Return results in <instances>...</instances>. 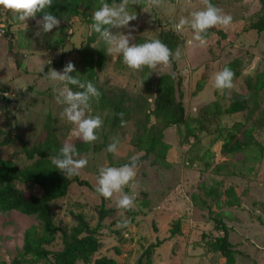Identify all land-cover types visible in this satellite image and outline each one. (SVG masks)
Returning a JSON list of instances; mask_svg holds the SVG:
<instances>
[{"label": "rangeland", "instance_id": "rangeland-1", "mask_svg": "<svg viewBox=\"0 0 264 264\" xmlns=\"http://www.w3.org/2000/svg\"><path fill=\"white\" fill-rule=\"evenodd\" d=\"M142 1L146 2L145 7H140ZM212 2L232 16V23L225 29L213 27L214 31L204 37L203 42L194 41L190 29L180 35L181 47L175 59L182 76L183 104L191 129L181 126L165 131V140L173 145L168 155L174 162L165 166L152 165L150 160L141 161L136 167L134 181L122 193H114L112 198L105 200L95 191L98 168L119 167L129 163L130 157L143 154L131 142L137 130L136 120L142 117L140 110L143 107L148 111L153 108V88L159 75L176 74L170 63L167 66L158 65L150 70L146 83L142 80L143 68L130 69L119 56L107 54L106 65L99 72V82L108 89H126L135 109L134 118L124 127L114 129L111 126L112 114L97 108L95 99L91 101V114L99 115L103 121L97 140L91 144L101 146V149L74 157L87 160L79 176L89 185L73 183L67 195L52 204L59 226L74 225L72 213H83L95 227L102 203L116 210L102 222L100 234L104 245L95 254L96 257H113L119 264H137L145 248L159 238L165 241L156 248L151 263L145 260L144 264H225L221 254L210 250L211 242L220 236L215 223V218H218L230 228V240L242 252L237 255L236 264H264V152L260 157V147H254L245 152L224 155L221 152L223 138H219L218 129L245 122L246 113L213 116L203 111L205 106L215 101L227 107L234 96L248 94L246 78L264 72V31L251 28V24L258 21L262 14L261 3L259 0ZM203 7L204 0H135L133 5L129 0L130 11L137 15L130 22L134 30L121 31H132L130 43H143L158 38L163 30L172 29L179 18L188 17L190 12ZM6 16L13 37L0 39V89L8 88L11 94L9 101L0 98V140L7 136L13 141L4 146L0 154L21 166L29 163L22 152L23 143L27 146L38 143L49 116L65 143L74 145L78 138L70 134L74 125L61 116L63 106L56 103L52 83L46 74L40 73L48 65L49 70L60 71L71 61L75 71L70 74L84 81L76 73L81 65L78 52H70L59 67L54 63L64 51L71 50L72 45L80 48L85 44L90 28L80 19H74L71 23L74 33L69 42L64 47L51 50L44 43V34L38 31L35 19L29 18L23 23L14 20L11 12L7 11ZM11 51L20 55L21 67H17ZM234 61L238 62L236 67L241 73L233 77V87L222 91L215 89V74ZM200 81L204 82L201 91L197 89ZM143 98H147L146 105ZM260 104L264 108V90L261 91ZM155 122L157 120L152 116L150 123ZM255 136L264 147V126L255 132ZM113 142L117 143V151L109 158L104 146ZM213 185L222 187L223 191L229 186L235 187L240 205H213L211 212L210 208H203L201 201L205 197L201 186L207 188ZM18 186L27 194L40 193L37 186L28 188L22 183ZM166 192L177 194L168 201V205H172L167 210L162 206ZM125 193L134 198V203L128 210L118 209L115 201ZM193 194H201L197 204L192 200ZM223 200H226L225 196ZM211 202L208 199V203ZM176 204L178 206L174 207ZM179 218L181 233L171 236L172 224ZM124 221H127L126 226L119 227L118 223ZM34 225H39L36 216L17 211L0 212V264L2 261L12 264L23 247L26 230ZM118 232L123 236L125 234L121 241ZM61 246L59 240L52 248L60 249ZM115 246L120 248V252L114 249ZM37 264L50 263L41 261Z\"/></svg>", "mask_w": 264, "mask_h": 264}, {"label": "trees", "instance_id": "trees-1", "mask_svg": "<svg viewBox=\"0 0 264 264\" xmlns=\"http://www.w3.org/2000/svg\"><path fill=\"white\" fill-rule=\"evenodd\" d=\"M259 1L262 14L258 21L251 24V28H256L262 32L264 31V0ZM107 2L112 3L113 0H107ZM120 2L122 0H115V3ZM100 3L101 0H54L49 11L60 18L61 23L57 29H52L49 33L44 34V43L51 50L64 47L74 33L72 21L78 18L90 28L92 13L100 6ZM145 5V1L140 2V7H145ZM41 15L42 13H38L37 17ZM5 17L7 23V16L5 15ZM214 29L208 30L204 37H208ZM217 32L219 31L217 30ZM5 37L10 39L13 37L11 24L7 26L5 36L1 39ZM158 39L170 49V64L176 74L163 73L159 75L153 88V108L148 111L145 110L146 107H143L140 110L142 117H138L136 120L137 130L131 140L137 150L143 153L139 156L137 166L145 160H150L152 165L169 166L167 156L171 144L165 140V131L171 127L181 126L191 129V123L183 104L182 76L178 72L175 59V54L181 47V37L172 29H168L160 32ZM70 52L80 54L81 65L76 73L84 81H91L99 90L100 96L98 100L95 99L96 107L108 110L112 114V128H122L133 120L135 109L132 107L131 96L126 89H108L99 82V72L106 65L107 53L98 34L90 30L85 44L80 48L72 45L71 50L64 51L54 66L63 65L65 57ZM10 53L14 56L17 67H21L20 55L12 51ZM236 62L226 65L233 71V77L239 76L241 73L236 67ZM49 68V65L46 66L40 75H45ZM150 70L148 67H143V82L148 83ZM203 85V81L198 82L197 89L201 91ZM245 85L249 90L248 94L234 96L227 107L220 101H215L211 105L205 106L203 111L211 113L213 116L223 113L245 112V122H236L231 128L218 129L219 138H223L221 152L228 155L260 147L259 156L261 157L264 147L257 140L255 132L264 126V108L260 104L261 91L264 90V72H260L256 77L248 76ZM10 94L11 91L8 88L0 89L1 99L9 101ZM143 99V103L146 105L147 98ZM152 116L157 120L153 124L150 123ZM43 129L42 137L38 143L32 146L23 143L22 152L29 163L19 166L13 159L3 158L0 154V212L17 211L24 215L36 216L39 220L38 226L34 225L26 230L23 247L13 259L12 264H37L41 261L50 264H119L118 260L113 257L95 256L104 245L100 234L102 222L112 215L116 211L115 209L108 208L105 203H102L98 210V223L95 227L83 213H72L75 220V224L72 226H59L56 223L55 212L52 207L53 202L66 196L73 183L79 185H89V183L80 178L79 175L67 178L54 169L51 160L58 155L59 148L65 141L57 132L50 116ZM12 141V138L7 136L0 140V153L2 148L10 145ZM74 146L77 155L87 153L90 150L101 149V146L84 143L79 137L75 139ZM104 148H106V153L110 158L111 153L107 152L106 146ZM19 183L28 188L37 186L40 193L27 194L23 188L18 186ZM201 188L204 190L203 195L205 197L201 201L202 207L210 208V212L213 205L218 207L240 205V197L233 186H229L224 191L222 187L217 185L207 188L201 186ZM192 196V200L196 204L197 200L201 199V194H193ZM224 196L226 197L225 201L223 200ZM208 199L212 202L208 203ZM215 223L220 236L211 242L210 250L221 254L225 258V264H236L237 255L242 252L237 250L231 242L230 228L221 219L215 218ZM172 225L171 236L180 234L181 219L175 220ZM118 233L119 240H123L125 234L123 236L120 232ZM59 240L62 244L61 248L53 249L52 247L57 245ZM164 241L165 239L157 238L156 242L145 248L138 258L137 264H144L145 260L151 263L153 253ZM114 249L120 252L118 246H115ZM1 264L7 263L2 261Z\"/></svg>", "mask_w": 264, "mask_h": 264}, {"label": "clouds", "instance_id": "clouds-1", "mask_svg": "<svg viewBox=\"0 0 264 264\" xmlns=\"http://www.w3.org/2000/svg\"><path fill=\"white\" fill-rule=\"evenodd\" d=\"M132 5L135 0H131ZM54 0H0V9L13 14V19L26 23L27 19L36 20L39 32L49 33L53 28H58L61 19L54 15L49 8ZM42 15L37 19V14ZM136 14L129 9V0L120 3L101 0L100 6L92 13L90 30L98 34L105 45V51L110 56H119L128 68L141 70L143 67L154 69L158 65L167 66L170 63V49L158 38L145 40L143 43H130L134 26L130 24L136 19ZM232 23V16L204 0L201 10L190 12L188 17H181L172 25V29L179 35H183L187 29L192 31L194 41L203 42L204 36L210 28L225 29ZM27 25V24H26ZM121 29H131L127 33ZM43 71V69H42ZM75 71L74 64L69 61L58 71L51 68L47 73V79L52 83V90L56 103L63 106L61 116L74 125L70 134L79 137L84 143L91 144L97 140V132L103 121L99 115L91 114V101L98 100L100 92L91 81H82L78 76L71 75ZM174 75V74H173ZM233 71L224 66L214 76L213 87L217 90H225L233 87ZM80 89L79 91L73 90ZM123 124V121H121ZM117 143L107 146V152L115 153ZM77 150L71 143H64L58 155L51 160L54 169L64 177L78 176L80 170L87 165L86 159H75ZM138 156L129 158V163L119 167H99L95 185L96 193L108 200L114 193H122L123 189L134 181ZM134 198L123 194L115 201L118 209L128 210L132 207ZM127 221L119 227L126 226Z\"/></svg>", "mask_w": 264, "mask_h": 264}, {"label": "crops", "instance_id": "crops-1", "mask_svg": "<svg viewBox=\"0 0 264 264\" xmlns=\"http://www.w3.org/2000/svg\"><path fill=\"white\" fill-rule=\"evenodd\" d=\"M212 3L214 4V2H212ZM172 148H173V145L171 144V148H170L168 154H170ZM167 160L169 163L174 162V161H172V158L169 155L167 156ZM171 197H177V194L176 193L173 194L171 192L164 193V197L162 199V203L164 202V204L162 206L165 208V210H167L170 207V205H172V204L168 205V201H170ZM178 202H179V200L177 201V204H178ZM177 204L174 207L178 206ZM126 236H127V234H126Z\"/></svg>", "mask_w": 264, "mask_h": 264}, {"label": "built area", "instance_id": "built-area-1", "mask_svg": "<svg viewBox=\"0 0 264 264\" xmlns=\"http://www.w3.org/2000/svg\"><path fill=\"white\" fill-rule=\"evenodd\" d=\"M6 10L0 9V39L5 36L7 23H6Z\"/></svg>", "mask_w": 264, "mask_h": 264}]
</instances>
